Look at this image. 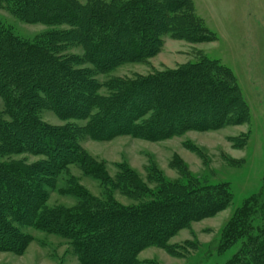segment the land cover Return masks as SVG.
I'll list each match as a JSON object with an SVG mask.
<instances>
[{
  "label": "trees",
  "instance_id": "obj_1",
  "mask_svg": "<svg viewBox=\"0 0 264 264\" xmlns=\"http://www.w3.org/2000/svg\"><path fill=\"white\" fill-rule=\"evenodd\" d=\"M28 23L51 28L33 39L0 18V252L19 254L32 237L24 227L70 242L79 264H140L138 254L169 240L192 222L232 201L229 183L188 176L166 180L156 168L148 187L125 164L112 176L91 158L82 137L110 140L129 135L161 141L189 130H214L250 121V106L234 72L199 53L195 61L134 77L110 76L122 64L158 54L164 37L190 43L217 40L193 0H0V9ZM81 47L84 54L71 53ZM90 63L88 68L79 67ZM50 110L85 125L54 126L41 120ZM8 117V118H6ZM246 135L234 144L243 147ZM42 155L34 164L12 155ZM104 186L106 200L83 189L71 174ZM64 176L71 207H49L50 188ZM131 196L123 205L115 192ZM221 250L238 245L227 264H264V196L247 198L222 232ZM145 264H154L147 262Z\"/></svg>",
  "mask_w": 264,
  "mask_h": 264
},
{
  "label": "rangeland",
  "instance_id": "obj_2",
  "mask_svg": "<svg viewBox=\"0 0 264 264\" xmlns=\"http://www.w3.org/2000/svg\"><path fill=\"white\" fill-rule=\"evenodd\" d=\"M196 13L217 35V40L190 43L164 37L158 54L146 61L128 62L109 75H99L104 81L110 76L134 77L154 70L174 68L186 61H195L202 53L218 59L234 72L244 98L250 106V121L243 125H227L214 130H189L184 134L161 141H150L121 135L110 140H95L88 136L80 144L91 158L102 163L114 176L120 164L131 168L150 188L155 183L149 169L156 168L166 180H182L193 176L209 184L229 183L232 201L216 214L192 222L169 240V248L151 245L138 254L140 264H227L238 245L225 249L222 232L233 214L250 196H264V0H193ZM0 18L15 31L29 39L51 28L41 22L28 23L0 9ZM71 53L82 55L81 47ZM82 63L79 67H91ZM0 96V111H4ZM8 118V117H6ZM41 120L60 127L73 122L85 125L86 120H62L50 110L42 112ZM246 135L243 147L234 142ZM10 159L34 164L44 159L29 153L12 155ZM78 184L91 195L106 200L105 188L98 181L85 176L77 165L70 166ZM64 176L57 188L49 191V207L76 204V198L62 192ZM115 199L123 205L135 203L131 196L115 192ZM32 239L21 253L0 252V264H79L70 242L54 234L24 227Z\"/></svg>",
  "mask_w": 264,
  "mask_h": 264
}]
</instances>
